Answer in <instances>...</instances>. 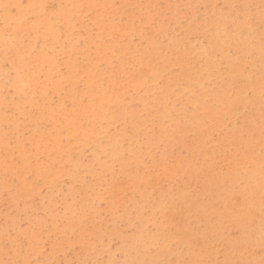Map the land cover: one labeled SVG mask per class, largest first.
Here are the masks:
<instances>
[{
	"label": "rangeland",
	"instance_id": "374dc122",
	"mask_svg": "<svg viewBox=\"0 0 264 264\" xmlns=\"http://www.w3.org/2000/svg\"><path fill=\"white\" fill-rule=\"evenodd\" d=\"M36 1L18 0L27 9L28 24H36L32 33L27 29L19 37V48L25 49L22 55L26 59L53 57L50 72L32 68L44 82L47 99L43 101L39 88L31 83L16 82L15 69L9 63L12 46L8 47L9 58L0 57V261L140 264L141 241L151 255H159L162 249L161 238L149 240L157 232L156 225L165 234L183 224L205 232V222L187 210L180 194L200 196L214 207L220 206L216 198L202 192L196 169L208 162L221 172L228 169L233 149L228 144L218 147L216 142L230 131L231 124L227 121L219 126L209 121L200 95L201 89H212L215 77L227 76L228 66L217 56L219 64L206 70L190 54L189 84L181 79L169 81L180 73L175 47H203L207 55L212 53L208 37L195 31L204 8L188 17L191 0H137L131 6H123L122 0H95V8L87 7V0H68L66 5H59L62 0H39L41 5L35 6ZM75 1L80 7H74ZM108 2L116 11L124 9L119 17L104 9ZM5 11L6 20L0 8V36L11 40L6 22L17 16V8L11 5ZM40 19L54 25L57 37L44 32ZM66 25L68 33L64 32ZM160 26L166 35L153 39L162 49L152 50L147 41ZM122 28L130 30L131 48L149 50L147 64L118 57L112 40L119 38ZM88 34L108 46L102 52L104 57L88 54L94 47ZM5 52L0 47V56ZM67 63L83 81L89 74L104 85L115 79L108 95L100 100L84 92L82 83L70 84ZM57 80L63 87L60 91L52 86ZM198 127L203 134L200 146L193 140ZM183 129L187 132L184 137ZM184 140L192 141L194 147H186ZM100 163L105 164L104 169ZM160 200L174 207L169 223L150 207L149 202ZM210 216L213 221L215 215ZM220 225L227 232L214 241L207 237V253L202 252L212 264L227 261L228 238L240 235V229L228 220ZM165 246L174 262L176 245L169 241ZM232 248L234 256L247 264L264 259L258 244ZM180 250L185 259L178 262L183 264L191 250ZM143 264L150 263L144 259Z\"/></svg>",
	"mask_w": 264,
	"mask_h": 264
},
{
	"label": "bare ground",
	"instance_id": "6f19581e",
	"mask_svg": "<svg viewBox=\"0 0 264 264\" xmlns=\"http://www.w3.org/2000/svg\"><path fill=\"white\" fill-rule=\"evenodd\" d=\"M62 1L59 5H63V3L66 5L68 2V0ZM136 1L122 0V5L130 4L131 6ZM34 4L40 6L41 2L38 0ZM11 5L19 7H16L17 16L12 22H6L9 24L12 39L7 40L0 36V47L6 50L5 54L0 57L9 58L7 56L8 47L12 46L11 50L14 52L9 63L15 69L16 82L27 81L39 88L41 99L45 101L47 95L42 88L44 82H40L32 68L43 67L50 72L54 69L55 61L51 56L37 55L29 56L26 59L22 55V50L25 49L19 48L21 44L19 37L23 33H27V29L32 33V30L36 29V24H28L27 9L21 7L18 0H0V8L3 10L5 20L8 19V12L5 10H8ZM86 6L95 8L97 4L95 0H87ZM201 6L204 8V13L201 21L196 25L195 31H197L196 35L208 37L212 53L207 55L203 47H187L185 49L175 47L173 49L175 62L180 66V73L169 81L175 82V80L181 79L189 84L187 80L190 78L192 68L187 59L190 54H193L195 60H199L198 65L206 70H211L219 64V61L216 60L217 56L224 59V64L228 66V72L225 71L228 73L227 76L219 77L220 79L215 77L212 89H201L200 96L202 108L207 110L209 121H215L219 126L230 121V131L216 142V146L224 148L226 144L230 145L233 149L232 160L225 172L215 169L211 162L202 164L196 169L199 171L196 174L201 179L202 192L216 198L220 203L219 207H214L209 201H203L200 196L191 197L187 194H180V199L185 202L187 210L194 212L205 222V232L198 233L193 227L183 224L180 229L165 234L161 232L163 230L160 225H156L155 231L157 232L150 234L149 240L161 238L162 249L159 255H151L144 250L146 242L141 241L143 251L138 259L140 264H143L144 259L150 264L160 261L167 262V264H180L178 259H185L180 250L183 247L191 250L188 253L187 261H208L202 253L203 251L207 253V237L212 238L213 241L222 238L227 232L220 225L224 220H228L230 225L240 229L239 237L228 238L225 248L228 262L241 261L247 264L245 259L234 256L232 247L236 244L240 247L249 243L258 244L264 254V137L261 134V85L264 83V3L262 0H191L187 16L195 14ZM74 7L78 8L80 4L77 2ZM102 7L104 8V6ZM59 8L63 10L64 7ZM104 9H108L113 17H119L124 11L122 7L116 11L111 2H108L107 8ZM40 20L42 23L40 27L44 32L50 34L52 38L57 37L54 25L47 19ZM100 25L103 26L101 22ZM189 27L190 25L187 24L186 29L188 30ZM59 30L57 29L58 32ZM64 32H69L68 25L64 28ZM119 32L121 34L119 38L112 40L113 46L118 47V57L120 59L130 58L139 65L147 64L149 50L139 46L131 48L128 44L130 30L122 28V31ZM162 35H166L164 27L160 26L153 30L147 41L152 50L162 49L153 39L154 36ZM87 37L94 45L91 50L87 51L88 54H97V59L104 57L102 52L108 46L101 40L95 41V37L93 38L90 34ZM11 41L14 43L11 44ZM229 47H232L233 51L228 50ZM202 59L204 61H201ZM30 61H33L35 65L33 66ZM67 69L66 80L70 84L82 83L84 92H89L100 100L103 96L108 95L111 83L115 81V79H111L109 85H104L100 78H93L90 74L83 81L81 76L75 74L69 63H67ZM155 74H159V72L157 71ZM52 86L54 91H60L63 88L58 80L53 82ZM205 100H208L206 104ZM114 101L117 103V95L114 96ZM213 103L216 104L215 107H213ZM193 119H198V116L193 115ZM182 134L184 137L187 132L183 129ZM202 137L201 128L198 127L197 132H193V140L197 146L201 145ZM183 144L188 148L194 147L192 141L184 140ZM104 166L105 164L100 163L101 169H104ZM149 204L153 214L161 213L165 222L171 221L175 212L172 205H166L161 200L149 202ZM211 214L215 215L213 221L210 218ZM140 231H145V229L142 228ZM169 241H173L176 245L173 252L174 262L171 261L165 246ZM260 262L261 259L255 258L253 264H260Z\"/></svg>",
	"mask_w": 264,
	"mask_h": 264
},
{
	"label": "snow or ice",
	"instance_id": "6c2138e0",
	"mask_svg": "<svg viewBox=\"0 0 264 264\" xmlns=\"http://www.w3.org/2000/svg\"><path fill=\"white\" fill-rule=\"evenodd\" d=\"M262 3H264V0H262ZM8 7V6H5ZM12 7H19L18 5H13ZM248 7V6H245ZM261 100H262V123H261V134L262 137H264V83L261 85ZM0 264H21L19 261H0ZM154 264H167V262H154ZM183 264H212V262L209 261H185ZM218 264V262H217ZM224 264H244V262L241 261H234V262H228L225 261ZM260 264H264V259L261 260Z\"/></svg>",
	"mask_w": 264,
	"mask_h": 264
}]
</instances>
